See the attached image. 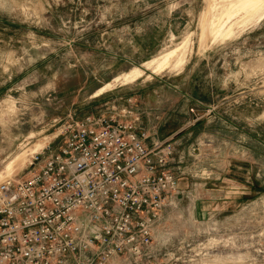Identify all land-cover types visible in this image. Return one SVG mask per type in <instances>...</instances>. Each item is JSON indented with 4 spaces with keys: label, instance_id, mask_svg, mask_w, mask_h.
I'll return each instance as SVG.
<instances>
[{
    "label": "rangeland",
    "instance_id": "1",
    "mask_svg": "<svg viewBox=\"0 0 264 264\" xmlns=\"http://www.w3.org/2000/svg\"><path fill=\"white\" fill-rule=\"evenodd\" d=\"M229 1L0 0V184L26 174L30 154L54 151L69 119L133 96L148 111L143 124L153 112L170 125L168 137L181 131L173 158L184 156L187 184L155 226L160 257L264 264V4L226 22ZM210 20L216 37L204 27ZM22 153L25 162H13ZM229 162L251 165L250 188L238 190L239 210L207 213L196 197L208 194L187 191L189 183Z\"/></svg>",
    "mask_w": 264,
    "mask_h": 264
},
{
    "label": "built area",
    "instance_id": "2",
    "mask_svg": "<svg viewBox=\"0 0 264 264\" xmlns=\"http://www.w3.org/2000/svg\"><path fill=\"white\" fill-rule=\"evenodd\" d=\"M146 112L129 96L71 118L54 151L0 184V264H166L154 229L179 194L174 146Z\"/></svg>",
    "mask_w": 264,
    "mask_h": 264
},
{
    "label": "crops",
    "instance_id": "3",
    "mask_svg": "<svg viewBox=\"0 0 264 264\" xmlns=\"http://www.w3.org/2000/svg\"><path fill=\"white\" fill-rule=\"evenodd\" d=\"M168 116V120L170 118L169 112H165ZM151 116L144 121L143 127L149 132H154L155 128L157 131V135L160 139L167 138L168 134H170L172 131L169 128L170 125H165L166 119L161 122L162 117L158 116V120L160 119V122L155 123L154 117L156 118V114L151 112ZM168 126V127H167ZM164 127V128H163ZM159 131V134H158ZM178 133V132H177ZM176 135H180L181 131ZM195 134L194 130L190 131V134ZM171 135L172 142L175 146V141L173 140L176 135ZM177 153V151H175ZM176 153L174 155V158L171 160V162L168 165V169L171 170L177 177L178 185H183L184 183L187 184V182H181L183 179H179L180 176L184 175L183 165H184V156H179L178 161L176 160ZM176 158V159H175ZM213 165V164H212ZM226 165V164H225ZM200 165H196V168H189L190 170L193 169L195 171L196 169H199ZM218 167V166H217ZM251 165L248 164H241L239 162H229L224 170L221 171V173H217L214 171H211V176L209 178H205V182L202 183L200 186H197V184L189 183V190L192 193L195 192L197 194L198 190L201 189L202 194H208L207 197L204 198V200H200V202L197 199V205L202 209L203 211L209 212H216V213H226L228 211H237L241 208L243 202H240L241 193L238 192V190H247L250 187L247 185L248 179L253 176V173L250 171ZM237 171V172H235ZM191 172V171H190ZM189 173V171H188ZM190 177L193 179L195 176L192 175V172L189 173ZM187 181V180H186ZM250 183V182H249ZM251 185V183H250ZM218 196H214V194H218ZM203 205V206H201Z\"/></svg>",
    "mask_w": 264,
    "mask_h": 264
},
{
    "label": "bare ground",
    "instance_id": "4",
    "mask_svg": "<svg viewBox=\"0 0 264 264\" xmlns=\"http://www.w3.org/2000/svg\"><path fill=\"white\" fill-rule=\"evenodd\" d=\"M225 1V0H223ZM229 4L231 5L230 9L227 10L226 14L223 16V19L226 20V22H229L230 20H233L236 15L239 13V12H242V11H249L250 12H255L257 10L260 9V6L262 4H264L263 0H230L229 1ZM263 6V5H262ZM259 15V14H258ZM222 18V17H221ZM207 20V19H206ZM223 22V21H222ZM224 22V24L226 23ZM217 23H218V20H210L207 27L204 26L205 28H207V32L209 34H212V37H216L217 36V30L215 29L216 26H217ZM221 24V23H220ZM223 26V25H222ZM221 29V27H220ZM225 29V28H224ZM219 31V30H218ZM205 33V30L203 31ZM220 34V33H219ZM218 34V35H219ZM203 36V35H202ZM207 36V35H206ZM221 36V35H220ZM175 53V51L173 50L172 52L164 55L163 57H161L154 65L155 67V71H159L164 69L166 66L169 65L170 63V58L172 57V55ZM165 54V53H164ZM158 58V57H157ZM156 59V58H155ZM174 59V58H173ZM172 61V60H171ZM150 63V62H149ZM152 64V63H150ZM179 64V60L176 62V66ZM149 65V64H148ZM151 68V67H150ZM169 68V67H168ZM173 69V68H172ZM165 70V69H164ZM138 71V70H136ZM153 72V71H152ZM132 73V72H131ZM130 73V74H131ZM103 92V88L98 90L97 92V95H100L101 93ZM96 93V92H95ZM33 152V151H32ZM38 152H35L33 154H30L31 155H34V154H37ZM26 155V154H25ZM25 155L24 153L20 154L13 162H17L19 164H23L25 161ZM20 166V165H19ZM2 177L0 176V181H1Z\"/></svg>",
    "mask_w": 264,
    "mask_h": 264
}]
</instances>
